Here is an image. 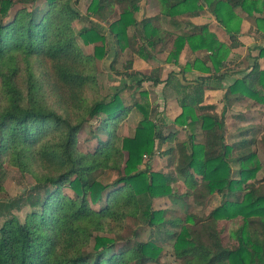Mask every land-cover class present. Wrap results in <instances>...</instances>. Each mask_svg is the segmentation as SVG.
Here are the masks:
<instances>
[{"label": "trees", "instance_id": "1", "mask_svg": "<svg viewBox=\"0 0 264 264\" xmlns=\"http://www.w3.org/2000/svg\"><path fill=\"white\" fill-rule=\"evenodd\" d=\"M143 1L90 0L87 16L107 24L105 32L82 18L79 0H0V196L7 203L6 210L0 207V264H158L160 247L140 237L153 228L173 242L180 264H264V189L247 183L258 171L253 127L229 144L225 124L227 109L246 100L264 117V68L258 63L264 46H254L258 56L245 69L227 68L231 50L241 46L237 10L251 22L254 39L264 40V0H154L157 13L139 17ZM204 11L231 44L219 40L210 24L191 23ZM186 49L193 60L180 59ZM127 50L172 67L164 80L159 68L149 75L115 70ZM110 53L109 69L121 80L113 95L98 80L99 64ZM194 72L199 74L188 80ZM232 74L218 113L217 105L205 103L208 81ZM144 82L174 93L181 112L173 123L186 130L184 140L163 134L155 110L124 99L123 90ZM133 109L142 114L133 135L120 134ZM172 141L175 147L159 157L173 164L174 173L153 171L148 161L156 142L161 148ZM4 166L33 183L10 198ZM107 174L117 177L104 184ZM178 181L186 189L180 196L172 189ZM214 193L222 198L218 207L204 218L189 214L187 200L199 203ZM161 198L181 204L188 211L184 219L154 211L153 201ZM26 208L21 220L15 213ZM236 220L227 244L228 221ZM128 221L137 227L126 238Z\"/></svg>", "mask_w": 264, "mask_h": 264}, {"label": "rangeland", "instance_id": "2", "mask_svg": "<svg viewBox=\"0 0 264 264\" xmlns=\"http://www.w3.org/2000/svg\"><path fill=\"white\" fill-rule=\"evenodd\" d=\"M90 0H79V4L76 7L77 11L80 13L82 18L84 20L90 21L92 23H96V25L99 26V28L103 31H107V24H100L98 23L94 18H89L87 16V6L89 4ZM142 3L146 4V7L150 8L153 7L152 12H149L148 15L152 16L157 13L156 9V3L154 0H144ZM141 12V10H140ZM239 16L242 18V24H241V33H246L251 36L252 39H254V30L251 26V22L245 19L244 14H242L239 10L236 12ZM208 14L206 11L202 12L201 16ZM209 15V14H208ZM146 16L144 13H141L138 15ZM211 19V17H209ZM208 18V19H209ZM181 18L177 17V20H180ZM194 19V18H193ZM192 19H190L191 21ZM186 21V20H184ZM188 22V21H186ZM245 22L249 23V28L245 24ZM212 31L216 34V36L219 38V40L227 43V45L231 44V41L229 37L226 35V33L217 26L215 22H212ZM168 25H166L167 27ZM219 28L218 31H216V28ZM217 32V33H216ZM241 36V35H240ZM238 36V39L240 38ZM108 41L111 46L110 41V35L107 34ZM80 42V41H79ZM254 46L260 45L264 46V40H255L254 39ZM80 45L82 46L85 53H92L93 47H85L80 42ZM254 46L252 48L245 49V45L241 44V46H238L236 48H233L230 52L229 58L231 61L227 62V68L234 72L240 68L245 69L246 67L250 66L251 63L254 62V59L258 56V49H255ZM149 53L153 56L155 54L154 49H148ZM167 53H164L162 55H159L158 58L160 60H163L167 57ZM199 56L203 55L202 53H198ZM233 55V56H232ZM186 57L190 60L194 59V54H191L189 50H184L182 52V56L180 59L184 61ZM112 58V54L110 53L105 57V60L99 64L100 68V74L98 76V80L100 85L102 86V89L105 94L113 95L115 93V88L117 85H119L120 77L115 74L113 70L109 69L110 59ZM131 63V65H129ZM259 65L264 68V59L259 60ZM263 65V66H262ZM115 70L124 72L127 71V69L131 68L133 71H140L143 74H151V72L154 69L159 68V76L161 79H165L167 72L172 67L171 65L164 64L160 67L156 66V64L153 61L145 62L142 59L133 57L130 51H125L121 54V57L119 58L118 62L115 64ZM238 68V69H237ZM195 74L189 75L188 80H191L196 75H198V72H194ZM231 74V73H230ZM232 76H235L232 74ZM238 76V75H237ZM231 77V76H230ZM230 77L229 82H230ZM224 81V80H223ZM214 85L218 81H214ZM221 85H224V82L220 81ZM228 84V83H227ZM145 92L146 96L140 95L141 92ZM217 92L210 97V100L208 102H212L214 105H217V112L220 113L223 107L222 103V94L223 90L217 89ZM222 92V94H221ZM124 94V99L129 102V104H132L133 101H139L140 104H143L144 106H147L150 110H155L158 113V118H160L162 126V131L164 135H167L168 133H174L176 135L177 141H182L185 139L186 130L180 126H177L173 123L175 118L180 114L181 110L179 108V105L177 103V99L174 95V93L164 88L163 86L154 87L151 85L150 82H144L141 86V88H133V89H125L122 91ZM210 102V103H211ZM251 100H246L237 103L236 105L229 107L226 112L225 117V124L227 128V134H226V141L227 143H233L234 141H237L240 139L243 133V131L247 130L249 127H253V132H249L251 134H254V138L256 139L255 146L253 147V150L256 153V159L253 164L254 167L258 165V171L256 172L255 179L248 180L247 183H253L257 187H263L264 189V146L261 141L262 138H264V117L260 115V112L258 114V107L251 106ZM254 109V110H253ZM245 111V112H244ZM249 111V112H246ZM251 111H257L255 113H252ZM261 111V110H259ZM239 113V114H238ZM244 113V114H243ZM142 114L138 113L135 109L132 110L131 114L128 116L126 121L120 126V134L123 135H133L134 129L141 119ZM250 131V130H249ZM89 132V126L85 125L83 127V132L80 135V139L78 142L79 149L81 151L86 150V146L84 144V139L87 137ZM175 142L172 141L171 143H165L161 146V148L158 145V142H156V149H155V156L148 161L149 165L151 166V169L155 172H160L162 174H173V164H169L167 162V158H160L159 153L163 150H166L170 147H175ZM5 169V178L3 180V187L6 191V193L9 195L10 198H14L15 196L19 195L22 190L27 187L28 185L32 184V180L28 176H22L16 169L4 166ZM237 166H233L232 170L235 172L237 170ZM116 174H107L102 179V183L109 184L113 182L116 179ZM172 189L174 192V195H183L186 192L185 187L181 182H176L172 185ZM189 192V191H188ZM2 197V196H0ZM222 198L219 196V194L214 193L207 199H204L200 201L199 203H193V199L187 200V204L190 205L189 208V214L197 217V218H204L208 215V213L218 207L221 203ZM6 198H0V207L3 209H7V203ZM152 209L154 211H166V219L170 215L184 219L185 215L188 213L185 209H183V206L181 204H174L171 202L168 198H161V199H155L152 203ZM1 210V209H0ZM2 211V210H1ZM29 211V209H23L19 213H15L21 220H23L25 214ZM4 212V210L2 211ZM0 219V223H1ZM239 226V220L236 221H228L227 228L225 230L224 234V240L225 243L230 244L233 242V232L237 229ZM137 227V223H133L132 221L127 222V227L125 228L123 235L128 238L133 236V231ZM154 231L149 234L148 230H143L141 232L140 237L142 240H153L157 246L161 249V255L158 261V264H180L179 261L174 256L173 251V242L171 240H166V237H163L164 235L159 234L156 232V229L153 228Z\"/></svg>", "mask_w": 264, "mask_h": 264}, {"label": "crops", "instance_id": "3", "mask_svg": "<svg viewBox=\"0 0 264 264\" xmlns=\"http://www.w3.org/2000/svg\"><path fill=\"white\" fill-rule=\"evenodd\" d=\"M140 7H141V12L140 13H144L146 16H150V15H148L149 14V12H152V10H153V7H150V8H148V7H146V4L145 3H141L140 4ZM209 17H211V19L209 18ZM209 18V19H208ZM212 22H215L214 21V19H213V17L212 16H210V15H208V14H206V16L204 15H202V16H199V17H197V18H194V19H192L191 20V23H193V24H195V25H203V24H210V25H212L213 23ZM245 24L247 25V27L249 28V23L247 22H245ZM214 25V24H213ZM219 30V28L217 27L216 28V31H218ZM217 33V32H216ZM239 40V42L241 43V44H243V46L245 45L246 47H245V49L247 50L248 48H252L253 46H254V44H255V42H254V39H252L251 38V36L249 35V34H246V33H241V36H240V38L238 39ZM193 76V75H192ZM234 76H231L230 78H233ZM222 82H224V85H221V82L220 81H218L217 83H216V85H214V81H208V85L210 86V88H212L211 90H208V91H206L205 92V103L206 104H213L211 101V103L210 102H208L209 100H210V97L209 96H212L213 95V93L215 94L217 91V89H221V90H224V88L229 84V78H225L224 79V81L223 80H221ZM228 83V84H227ZM221 94H222V92H221ZM237 103H233L232 105H231V108H232V106H234V105H236ZM254 110V109H253ZM245 112V111H244ZM246 112H249V111H246ZM252 113H255V112H257V111H251ZM239 114V113H238ZM244 114V113H243ZM226 115V114H225ZM226 117V116H225Z\"/></svg>", "mask_w": 264, "mask_h": 264}]
</instances>
